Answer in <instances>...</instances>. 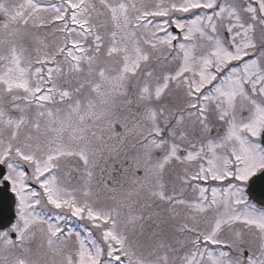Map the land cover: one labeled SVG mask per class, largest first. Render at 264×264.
Masks as SVG:
<instances>
[{
    "label": "snow or ice",
    "instance_id": "1",
    "mask_svg": "<svg viewBox=\"0 0 264 264\" xmlns=\"http://www.w3.org/2000/svg\"><path fill=\"white\" fill-rule=\"evenodd\" d=\"M264 0H0V264H264Z\"/></svg>",
    "mask_w": 264,
    "mask_h": 264
},
{
    "label": "water",
    "instance_id": "2",
    "mask_svg": "<svg viewBox=\"0 0 264 264\" xmlns=\"http://www.w3.org/2000/svg\"><path fill=\"white\" fill-rule=\"evenodd\" d=\"M264 191V186L261 187ZM13 201L9 191H0V214L7 218L13 212Z\"/></svg>",
    "mask_w": 264,
    "mask_h": 264
}]
</instances>
